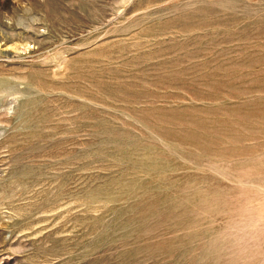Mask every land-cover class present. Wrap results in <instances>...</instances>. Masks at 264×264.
I'll return each mask as SVG.
<instances>
[{
	"label": "rangeland",
	"instance_id": "rangeland-1",
	"mask_svg": "<svg viewBox=\"0 0 264 264\" xmlns=\"http://www.w3.org/2000/svg\"><path fill=\"white\" fill-rule=\"evenodd\" d=\"M0 264H264V0H0Z\"/></svg>",
	"mask_w": 264,
	"mask_h": 264
}]
</instances>
